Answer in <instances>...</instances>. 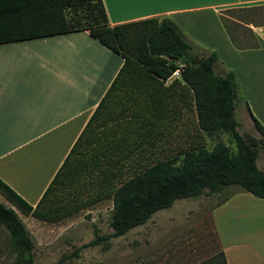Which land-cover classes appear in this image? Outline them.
I'll list each match as a JSON object with an SVG mask.
<instances>
[{
    "label": "trees",
    "instance_id": "16d2710c",
    "mask_svg": "<svg viewBox=\"0 0 264 264\" xmlns=\"http://www.w3.org/2000/svg\"><path fill=\"white\" fill-rule=\"evenodd\" d=\"M221 19L233 43L242 48ZM78 31H88L124 63L38 204L29 205L0 180L3 197L23 212L58 224L91 206L94 192L110 196L112 232L97 234L88 244L106 247L180 199L221 195L219 206L229 200L224 194L230 187L264 199L259 141L238 131L235 74L217 75V54H196L171 19L113 26L103 0H0V44ZM177 71L180 78L165 85ZM184 108L193 111L195 121L188 124L195 130L177 164V158L162 157L160 141L175 133ZM254 123L264 138V127L256 119ZM219 132L231 136L235 151L223 142L206 148L205 134ZM0 227L9 232L13 264H36L35 244L25 223L1 201ZM198 264L227 261L220 252Z\"/></svg>",
    "mask_w": 264,
    "mask_h": 264
},
{
    "label": "crops",
    "instance_id": "0c3cea01",
    "mask_svg": "<svg viewBox=\"0 0 264 264\" xmlns=\"http://www.w3.org/2000/svg\"><path fill=\"white\" fill-rule=\"evenodd\" d=\"M103 2L113 26L168 18L196 54L216 53V74H235L238 106L255 129L254 119L264 127V23L233 19V26L243 28L251 41L243 42L231 31L236 43L243 46L239 48L221 19L226 10L264 9V0ZM123 63L121 55L88 31L0 44V180L29 205L35 207L42 198ZM241 193L210 211L219 252L224 253L227 264H264L263 214L243 205H250L251 199L261 205L264 199ZM233 207L242 213L227 215ZM145 225H150V220ZM149 234L156 239L163 236Z\"/></svg>",
    "mask_w": 264,
    "mask_h": 264
},
{
    "label": "rangeland",
    "instance_id": "374dc122",
    "mask_svg": "<svg viewBox=\"0 0 264 264\" xmlns=\"http://www.w3.org/2000/svg\"><path fill=\"white\" fill-rule=\"evenodd\" d=\"M222 16L235 36L248 43L251 42L248 40V33L243 28L234 27L233 19L264 23V9L260 8L226 10ZM204 53L199 52V54ZM173 78H180L178 71L168 81H173ZM183 113L181 122L175 125L177 127L175 133L167 134L168 136L160 141L162 157L177 158V164L182 159L179 152L187 147L188 136L190 137L189 134L194 133L195 130L188 124L189 120L195 121L193 111L187 112L184 108ZM245 116L243 107L238 106L236 110L238 131L246 137L258 139L257 164L261 170H264V138ZM205 139L207 149H212L217 143L223 142L233 151L236 150L228 134L221 132L210 136L205 134ZM241 191L237 187H230L224 196H231ZM241 194L248 195L243 191ZM221 199V195L180 199L171 208L155 213L150 219V225L139 226L124 236L113 238L106 247L104 243L98 246H88V244L97 234L103 236L112 232L109 226L113 212L110 196L94 192L90 200L93 202L91 206L83 209L78 216L58 224L23 212L8 198L0 197V201L16 210L25 223L35 244L36 264H55L63 256L67 257L63 264H198L220 253L217 237L211 227L210 211ZM251 200L250 205L243 204L244 208L247 206L249 211L250 208H254L256 213L260 209L264 217V204L257 205L255 200ZM226 213L236 216L242 212L233 207ZM261 222L264 228V218ZM164 230L167 232H163ZM151 232L161 233L162 239L154 238L149 234ZM158 240L161 242L159 245ZM15 260L16 255L9 246V232L4 227H0V264H13Z\"/></svg>",
    "mask_w": 264,
    "mask_h": 264
}]
</instances>
